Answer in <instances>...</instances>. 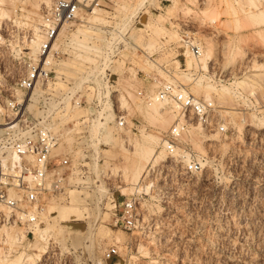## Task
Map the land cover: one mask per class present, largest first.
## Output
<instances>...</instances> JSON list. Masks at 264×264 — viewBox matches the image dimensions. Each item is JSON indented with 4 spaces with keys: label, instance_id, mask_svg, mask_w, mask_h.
Returning a JSON list of instances; mask_svg holds the SVG:
<instances>
[{
    "label": "rangeland",
    "instance_id": "rangeland-1",
    "mask_svg": "<svg viewBox=\"0 0 264 264\" xmlns=\"http://www.w3.org/2000/svg\"><path fill=\"white\" fill-rule=\"evenodd\" d=\"M12 1L0 2L9 11L0 18V93L4 97L13 93L21 56L31 54L29 33L49 4V0H19L14 10ZM95 9L89 21L105 24L108 16L114 28L125 31L114 68L118 73L115 101L121 106L120 99L125 100L121 107L126 110L127 127L112 129L108 121L113 116L105 104L98 137L90 140L91 125L99 119L92 121L85 135L71 133L67 150L80 149L84 155L77 163L79 175L66 177L64 194L46 197L43 203L39 227L58 229L45 250L61 254L76 250L79 256L75 255L73 264H86L88 259L101 264L102 248L111 244L119 255L107 264H264V0H98ZM93 33L101 38L78 23L64 34L74 48L63 63L68 76L83 70L84 61L90 59L93 44L88 42L93 43ZM182 37L197 43L201 52L212 50L213 58L200 73L215 87H230L228 92L205 93L195 84L200 74L194 72L188 80L178 74L189 56L196 60L182 50ZM162 81H174L194 96L210 100L228 130L219 135L190 123L179 141L202 156V168L186 173L176 157L164 152V159L149 164L135 185L125 160L133 150L130 141L140 138L142 131L160 138L175 118L165 103L160 114L145 113L150 97L138 98L135 89L143 86L149 95L155 94ZM56 86L66 88L67 84L59 81ZM34 110L35 106L30 112ZM72 112L78 114L81 109ZM253 116L263 117L262 125ZM158 117L168 119L161 129ZM65 129L70 128L62 129L59 144L64 143ZM105 133L116 143L123 141L126 150L105 144ZM194 143L201 144L203 152ZM62 148L57 145L55 150ZM143 184L149 186L143 189ZM132 194L137 225L129 231L112 221L121 202ZM0 233L1 238L2 229ZM4 237L6 250H15V240ZM34 240L12 255L6 256L0 247V264H15L17 255L28 253L32 258L25 262H33L38 257L28 245L40 244Z\"/></svg>",
    "mask_w": 264,
    "mask_h": 264
},
{
    "label": "built area",
    "instance_id": "built-area-1",
    "mask_svg": "<svg viewBox=\"0 0 264 264\" xmlns=\"http://www.w3.org/2000/svg\"><path fill=\"white\" fill-rule=\"evenodd\" d=\"M95 7H98V0H49L35 30L29 33L28 38L36 41L35 51L21 56L22 68L14 81L13 93L7 97L0 93V228L16 224L22 229V234L15 238V250L7 251L4 235L0 238V247L6 256L25 248L32 239V229L42 222L41 210L46 197L64 194L66 177L79 175L77 163L84 155L80 149L76 153L73 151L77 149L55 150L62 140V129L70 128L72 135H85L93 120H104L106 103L113 112L108 121L112 129L127 127L125 107L119 105L118 99L115 101L118 73L114 68V60L126 40L125 31L114 28L113 18L108 16L109 21L105 24L89 21L87 17ZM78 23L98 32L101 38L91 34L93 43L88 42L93 44L88 52L90 59L84 61L83 70L75 71L71 77L66 74L63 63L71 57L74 48L64 34L69 32L72 24ZM179 40L183 51L198 54L197 43L188 37ZM138 72L144 74L141 70ZM74 79L79 81L77 85ZM57 81L67 87L58 88ZM15 91L20 98L15 97ZM135 94L143 100L149 98L143 86L136 88ZM155 97L175 111V118L160 136V145L167 154L178 159L184 172L199 171L202 156L188 151L185 144L180 143V136L193 122L223 135L228 130L226 122L211 101L194 96L174 81H162L156 88ZM29 102L34 103L36 114L27 110ZM75 107L81 112L73 113ZM72 183L75 182L69 184ZM9 189L14 195L8 193ZM134 198L132 194L121 202L112 221L114 225L119 224L129 231L136 228ZM75 255L79 256L76 250L62 254L47 250L33 262L24 264H73ZM118 255L115 244L106 245L99 261L107 264Z\"/></svg>",
    "mask_w": 264,
    "mask_h": 264
},
{
    "label": "bare ground",
    "instance_id": "bare-ground-1",
    "mask_svg": "<svg viewBox=\"0 0 264 264\" xmlns=\"http://www.w3.org/2000/svg\"><path fill=\"white\" fill-rule=\"evenodd\" d=\"M18 1L19 0H13L11 2L12 3L11 4L12 9L15 10L17 8L16 2H18ZM255 2H256V0H255ZM38 6L39 5L37 4L36 7H38ZM95 10L96 9L93 8L91 10V13H94ZM260 11L263 12V10H260ZM8 12L9 11H7L6 8L0 7V18L4 17V16H7ZM65 38H67V36H65ZM74 38L75 37H73L72 39H74ZM1 42H2V37L0 36V43ZM30 43L31 44H30L29 52L32 54L35 51L36 41L34 39H30ZM187 56H188V54H187ZM193 57H196V60L195 61L192 60L193 58L189 56V58L187 60V63L185 65V68L182 69V70H178V74H180L181 77H184L187 80L189 79V75L194 73V72H197L198 74H200L201 76H200L199 79H197V81H195V84H196V86H198V88H200L205 93H209V91L216 90L219 93V96H222L226 92H228L227 90L230 87L229 88L227 86L225 87L224 85L221 84V82H218V84H221L220 87H215V85L211 82V80L209 78L205 77L202 73H200L201 70H205L206 66H208L207 62L210 61V59L212 57V50H208L206 52H201V50L199 49L198 54H193ZM149 62L152 65L155 64L152 60H149ZM202 79L205 80V82L202 83L201 82ZM0 82H1V73H0ZM57 82H59V81H57ZM180 84L183 85L182 83H180ZM180 87L184 88V86H180ZM15 97L17 99L20 98V94L17 91H15ZM149 97H150L149 100L146 101V103H145V113H147L148 115L160 114L162 103H165V102L162 101L161 99H158L157 97H155V94H153L152 92H150ZM124 103H125V100L121 98L120 99L121 106ZM165 105H167L169 108H172V106L169 105L168 103H165ZM33 106H35L34 103L33 102H29V103H27L26 108H27L28 111H30V110H32ZM106 106H107V111H108L109 115L113 116V112L110 109L109 103H106ZM75 108H77V107H75ZM172 111L175 112L173 108H172ZM31 113L36 114L35 110L32 111ZM253 118L256 120V124L257 125H262L263 117L253 116ZM157 121H159V124H158V128L159 129L163 128L164 125L166 126V124H168V119H166L165 117L161 118V119L158 117ZM241 122H243V120H241ZM103 123L104 122L97 120L95 123H93L91 125V128H90L91 129V134H90L91 135V139L90 140H92L93 138H96V137L99 136L98 135V128L100 126H102ZM197 128H199L198 125H197ZM239 130H241L240 127L238 128V131ZM65 131H66V134H64V141H63L64 143L63 144L61 143V144H58V145H63L65 150H67L68 147H69L68 145H70V143H69L70 139L72 138V135H71L72 132H70V129H67V130L65 129ZM103 138H104L105 144H108L111 147L117 146L120 149L126 150V147H125V144H123V141H119L118 143H116L113 139L111 140V138L109 137L108 133H105L103 135ZM130 142L133 145V150H132V153L125 155V160H126V162L128 164V168L131 170V172L133 174V181H134V184L136 185L140 181H142V179L144 178L145 171H146L147 166L149 164L152 165L154 162H158L159 163V161L164 159V157H165V153L164 152L165 151H164L162 146H161L162 147L161 149L159 148V146H160V138H159V136H157L154 133L142 131L140 138L132 140ZM194 145H195V147H196V149L198 151L203 152V148H202L201 144L194 143ZM73 150H75V149L73 148ZM73 152L76 153V151H73ZM14 157L15 156H13V158ZM95 160H94V162H95ZM148 186H149V184H145L143 186L144 187L143 189L147 188ZM8 191H9L8 193L10 195H14V191L13 190L9 189ZM0 208H1V204H0ZM43 210L44 209L42 207V210H41V219L42 220H43V218H42ZM39 226H40V224H37L32 229V239L30 241H32L34 239V237H35L34 241L35 242H39L41 245L37 244V243L28 245V248H30L29 250L35 252V254H34L35 257H39L41 253H45L46 252L45 244L48 242V240L50 239L52 234L58 232L57 227L53 228L50 225H46L45 227L42 228V227H39ZM3 228H5V229H3ZM6 228H9V229H6ZM1 229L3 231V234L8 239H10L11 241H14L16 236H18L19 234H22V229L19 226H17L16 224H12V225H9L7 227H2V228H0V231H1ZM30 241L27 244H29ZM31 258H32V255H30L29 253L24 255L23 257L19 254L14 259V262H15V264H18V263H23L24 264V263H26L25 261H29ZM90 260H91V263L89 262L87 264H94L92 259H90ZM96 263H99V261H97Z\"/></svg>",
    "mask_w": 264,
    "mask_h": 264
}]
</instances>
